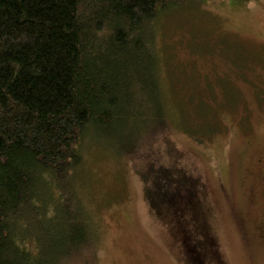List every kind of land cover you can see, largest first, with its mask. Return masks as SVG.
Returning a JSON list of instances; mask_svg holds the SVG:
<instances>
[{
	"label": "trees",
	"instance_id": "trees-1",
	"mask_svg": "<svg viewBox=\"0 0 264 264\" xmlns=\"http://www.w3.org/2000/svg\"><path fill=\"white\" fill-rule=\"evenodd\" d=\"M193 1L0 0V264H63L61 251L90 244L92 216L74 188L83 149L94 141L129 152L152 126L167 122L164 51L147 31ZM184 97L181 90L171 101L180 126L191 111L176 105ZM205 112L198 127L214 135L219 116L213 121V110ZM154 173L143 177L147 199L179 222L185 257L214 263L217 244L200 187L168 168Z\"/></svg>",
	"mask_w": 264,
	"mask_h": 264
},
{
	"label": "rangeland",
	"instance_id": "rangeland-1",
	"mask_svg": "<svg viewBox=\"0 0 264 264\" xmlns=\"http://www.w3.org/2000/svg\"><path fill=\"white\" fill-rule=\"evenodd\" d=\"M174 12L147 31L164 51L167 122L152 126L129 152L84 143L74 188L92 216L93 237L75 252L48 246L63 264H195L185 257L179 222L147 199L143 177L153 179L159 168L200 187L217 244L212 264H264V0H195ZM181 90L184 101L176 105L191 108L182 126L171 102ZM211 109L213 121L220 118L214 135L198 127ZM185 226L194 232L192 222Z\"/></svg>",
	"mask_w": 264,
	"mask_h": 264
}]
</instances>
